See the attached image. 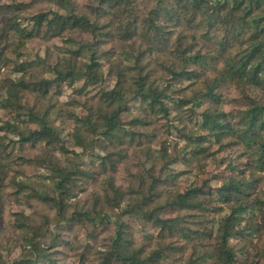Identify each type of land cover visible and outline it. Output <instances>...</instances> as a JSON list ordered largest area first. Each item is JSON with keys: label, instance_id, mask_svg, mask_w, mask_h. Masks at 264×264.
<instances>
[{"label": "trees", "instance_id": "1", "mask_svg": "<svg viewBox=\"0 0 264 264\" xmlns=\"http://www.w3.org/2000/svg\"><path fill=\"white\" fill-rule=\"evenodd\" d=\"M5 218L0 264H264V0L0 5Z\"/></svg>", "mask_w": 264, "mask_h": 264}, {"label": "rangeland", "instance_id": "2", "mask_svg": "<svg viewBox=\"0 0 264 264\" xmlns=\"http://www.w3.org/2000/svg\"><path fill=\"white\" fill-rule=\"evenodd\" d=\"M8 1H10V0H0V5H3V4H6V3H8ZM10 41L11 42H15L16 40H17V37L14 35V34H10ZM50 47H52V46H49V48ZM28 53L31 55V57L32 56H34L36 53H38V54H40L41 56H43L45 53H44V50H46L47 48H45L44 46H41V45H39V44H35V43H33L32 45H30L28 48ZM8 54V56L7 57H12V55L9 53V52H7ZM55 57H56V55H55V52L54 51H52V49L50 50V53H49V56H48V58H47V63H52V62H54V60H55ZM3 74V73H2ZM113 78H111V77H106L105 78V81H104V85H112V83H113ZM66 96H64L62 99H64ZM123 117V119L124 120H126L127 119V115H123L122 116ZM67 145H69L70 146V144H71V142H68L67 141V143H66ZM181 144V143H180ZM232 156H233V154H232ZM215 167H213L212 165H210L209 166V171H218L219 169H220V166H218V165H214ZM29 179H33V176L32 175H30V178ZM38 180H42L41 178H40V176H39V179ZM20 208H22V207H19L18 205H13V206H11V208H10V211H16V210H19ZM7 219L5 218V220L4 221H0V231H3V230H5L7 227H6V224L9 222V219L6 221ZM6 221V223H3V222H5ZM6 236H7V238H9V241L10 242H12V243H14V238L9 234V233H7L6 234ZM15 236H16V234H15ZM10 242H8V243H10ZM8 243H7V247H10L11 245H8ZM19 253V250L18 249H16L14 252H13V255H16V254H18ZM66 260H68L67 258H66ZM168 264H176L175 262H169Z\"/></svg>", "mask_w": 264, "mask_h": 264}]
</instances>
